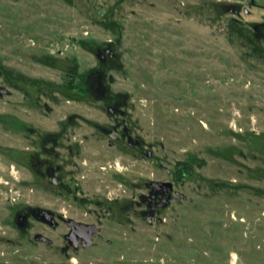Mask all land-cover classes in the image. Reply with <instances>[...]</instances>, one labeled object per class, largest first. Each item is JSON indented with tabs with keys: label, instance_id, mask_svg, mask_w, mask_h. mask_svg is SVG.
<instances>
[{
	"label": "rangeland",
	"instance_id": "374dc122",
	"mask_svg": "<svg viewBox=\"0 0 264 264\" xmlns=\"http://www.w3.org/2000/svg\"><path fill=\"white\" fill-rule=\"evenodd\" d=\"M0 234V264H264V0H0Z\"/></svg>",
	"mask_w": 264,
	"mask_h": 264
},
{
	"label": "flooded vegetation",
	"instance_id": "af4514ba",
	"mask_svg": "<svg viewBox=\"0 0 264 264\" xmlns=\"http://www.w3.org/2000/svg\"><path fill=\"white\" fill-rule=\"evenodd\" d=\"M110 110L112 111L113 108L110 107ZM122 125H120L118 123V125H115L113 128H106L103 127L102 131L112 137L114 140H119V138L123 139L124 141L127 140L129 142L130 145H132L133 147H139L142 145V142L140 143V141L136 140L134 141L131 134H130V130L127 126L123 127L122 133H121V137L119 135L118 130L120 129ZM58 141L56 140V143ZM44 141L40 142V151H33L32 153V159H34V164H33V168L35 169L36 173L45 176L46 178H49L53 183L58 184L60 182V180L58 179V177L56 176V169L53 165L52 159L51 157L48 155L47 152L45 151V148L48 149L49 146L47 145H43ZM111 144L114 145V141H111ZM42 151V152H41ZM149 152V151H148ZM45 153V155L42 156V154ZM148 154V153H147ZM143 159L147 160V156H142ZM37 165H39V168H37ZM38 169V170H37ZM178 175H181V170L182 168H180V166L178 167ZM179 177V176H178ZM147 190L150 191V193H142L141 194V201L142 203H145L147 205L146 209L147 211H144V213L146 215L148 214H152V216L154 214H156L157 210L161 209L162 207H164V205H169L171 202L173 201H177L178 199L176 197H174V184L171 181H153L151 183L146 182L145 183ZM65 185L63 184V187ZM67 189V187H66ZM31 217H34L38 220H40L43 223L49 224L50 226H55L57 224L56 220H55V215L49 211V209L47 208H43V207H32V206H25L22 210H20L17 214V218H18V223L20 224V227L22 230H27L29 229V219ZM149 217V216H148ZM75 219L73 217H69L67 219L65 218H61L63 222L66 223V225L69 227V231L68 233L65 234V238L68 241V249L71 248H78L79 246H81L85 240L86 237L83 236L79 239V244H76V242L74 241L73 237H71V233L75 232L76 229H78L79 225L74 223V221H70V219ZM77 222H83L86 224H96L93 222H87V221H82V220H77L75 219ZM97 225V224H96ZM99 228V226H97ZM88 231V230H87ZM100 231V230H99ZM98 231V232H99ZM37 234L35 235V239H36ZM48 238V237H47ZM38 242H44V243H51L52 241L48 238V240H43V239H36ZM4 241H5V237L3 235L0 234V254H3V247H4Z\"/></svg>",
	"mask_w": 264,
	"mask_h": 264
},
{
	"label": "water",
	"instance_id": "95a60500",
	"mask_svg": "<svg viewBox=\"0 0 264 264\" xmlns=\"http://www.w3.org/2000/svg\"><path fill=\"white\" fill-rule=\"evenodd\" d=\"M149 218L150 219H154V216H151ZM70 221H74V223L79 225L78 229H76L75 232L69 234V235H71V237H73V239L76 242V244H79L78 243L79 239L81 237L85 236L86 240L84 242V245L85 246L93 245V243H94V239L93 238H94V236L97 235V233L100 230V228H98L96 224H86V223H83V222H77L75 219H72V218L70 219ZM36 239H38V240H40V239L48 240V238L46 236L42 235V234H37Z\"/></svg>",
	"mask_w": 264,
	"mask_h": 264
}]
</instances>
